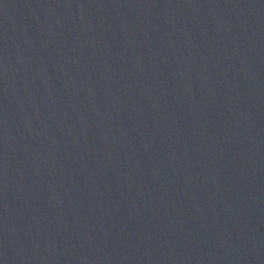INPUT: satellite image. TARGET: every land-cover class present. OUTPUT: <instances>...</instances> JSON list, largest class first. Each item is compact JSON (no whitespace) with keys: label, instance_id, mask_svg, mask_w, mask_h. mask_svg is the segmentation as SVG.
<instances>
[{"label":"water","instance_id":"95a60500","mask_svg":"<svg viewBox=\"0 0 264 264\" xmlns=\"http://www.w3.org/2000/svg\"><path fill=\"white\" fill-rule=\"evenodd\" d=\"M0 264H264V0H0Z\"/></svg>","mask_w":264,"mask_h":264}]
</instances>
